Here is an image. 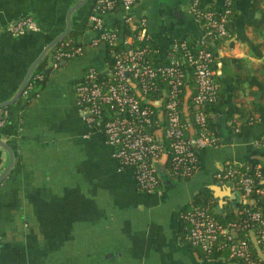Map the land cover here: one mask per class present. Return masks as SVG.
I'll return each mask as SVG.
<instances>
[{"label":"crops","instance_id":"crops-1","mask_svg":"<svg viewBox=\"0 0 264 264\" xmlns=\"http://www.w3.org/2000/svg\"><path fill=\"white\" fill-rule=\"evenodd\" d=\"M97 1L0 0V102L15 96L32 63L66 30L69 18V34L83 46L80 55L56 67L47 58L37 96L2 107L7 119L0 138L12 146L15 161L0 184V264H214L182 240L181 214L199 200L218 215L237 213L242 206L237 191L215 174L228 163L258 165L264 172L255 162L256 155H264V116L237 130L239 102L231 79L223 76L228 104L210 115L220 144L199 150L200 166L190 180L172 181L163 161L161 192L141 191L133 168L119 169L103 134L84 120L75 92L88 67L108 64L107 44H94L97 31L90 16ZM225 1L201 4L219 10ZM231 3L232 36L214 50L219 58L246 59L260 74L264 0ZM190 5L191 0H136L127 10L118 0L100 15L107 29L118 32L123 48L135 32L128 17L144 20L146 42L164 58L174 40L196 43L205 37ZM26 15L36 27L11 32L9 24ZM259 106L264 113V104ZM9 160L0 147V174Z\"/></svg>","mask_w":264,"mask_h":264},{"label":"built area","instance_id":"built-area-1","mask_svg":"<svg viewBox=\"0 0 264 264\" xmlns=\"http://www.w3.org/2000/svg\"><path fill=\"white\" fill-rule=\"evenodd\" d=\"M118 0H98L90 21L97 31L94 44L106 43L113 63L104 68L90 66L75 84L80 112L84 120L101 132L111 147L119 169L133 168L141 191L161 192L160 163L174 182L190 180L200 166L199 150L218 146L220 140L210 128L207 104L218 98L219 84L214 78L213 53L203 46L190 47L187 40L176 39L165 64L156 65L150 55L154 49L146 43L145 21L128 20L136 34L126 48L115 50L119 43L116 30L105 27L101 13L115 7ZM130 10L136 0H119ZM191 11L201 23L207 41L228 40L232 14L231 0L221 9L205 8L201 0H191ZM31 15L9 24V30L21 34L34 29ZM144 41L143 46L136 42ZM83 52L82 45L61 40L49 55L53 66ZM159 53V52H158ZM160 57V55H159ZM194 80L193 85L190 83ZM41 75L35 74L33 78ZM30 81L24 95L34 90ZM7 110L0 108V126L6 123ZM239 129V124L234 121ZM215 177L229 182L244 200L237 220L222 222L209 207L194 206L182 212L185 238L205 253L225 250L228 257L208 258L214 264H264V208L252 197L264 194V172L260 166L228 163ZM255 248L263 252L255 255ZM254 251V252H253ZM260 253V254H259Z\"/></svg>","mask_w":264,"mask_h":264},{"label":"trees","instance_id":"trees-1","mask_svg":"<svg viewBox=\"0 0 264 264\" xmlns=\"http://www.w3.org/2000/svg\"><path fill=\"white\" fill-rule=\"evenodd\" d=\"M233 14V10H232ZM231 14V16H232ZM231 18V17H230ZM230 29V27H229ZM137 31L134 32L136 34ZM66 39L71 40V43L73 45H77L78 42L74 35H70L66 37ZM146 42V41H145ZM144 41L138 42L137 46H143ZM188 42V41H187ZM224 40H215V41H207L206 43H201L200 40L196 43L194 42H188L190 47L193 49H197L200 47L206 48L208 51L213 53L214 62L212 64L213 69H215L214 78L219 84V90H218V98L215 102H211L207 104V113L209 115H212L213 113H221L225 110L227 104H228V98H227V86L224 83L223 76H226L231 79L232 82V93L233 98L239 102V108H238V116H236L237 124H239L241 127L247 124H252L254 122L260 121L262 117L264 116V113L261 111V108L259 105L264 104V66L262 67V71L260 74V70L258 68L250 67L247 63V60L241 57H234V56H224L219 58L218 54L214 50V46L220 47ZM153 49V55H150V58L154 61L156 65L165 64L168 60V55H166L164 58L159 57V49L154 45L152 41L147 42ZM145 43V44H146ZM58 46V45H57ZM123 45L118 44L114 49L120 50L123 49ZM110 47L107 45V62L108 64L113 63V57L111 56ZM171 49H169L170 52ZM46 65V61H44L38 68L36 74H41L43 67ZM221 68V75L217 73V69ZM96 67V66H95ZM32 82L34 83V90L31 92H38L39 87L42 85V78L37 77L33 78ZM190 83L193 85V91L194 89V80H192ZM30 92V93H31ZM242 93H247L246 95ZM28 95V94H27ZM26 95V96H27ZM260 95V96H259ZM211 117V116H210ZM211 128V124H210ZM163 185V182H162ZM264 186V185H263ZM252 197L256 198V200L259 202L258 206H262L264 208V194H258L253 193ZM194 206H204L209 207L212 210V207L209 203H207L206 200H199ZM193 206V207H194ZM216 217L221 220L222 222H229L237 220L239 217V214L237 213H229L226 216H221L216 214ZM181 237L182 240L186 243V246L190 248L191 250L197 252L202 258L208 259V258H219V257H228V253L225 250L216 249L213 252L205 253L200 247L192 245L190 242L187 241L185 238V221L182 219L181 222ZM254 252V251H253ZM255 255L257 252H254ZM257 256V255H256ZM258 257V256H257ZM259 258V257H258Z\"/></svg>","mask_w":264,"mask_h":264},{"label":"water","instance_id":"water-1","mask_svg":"<svg viewBox=\"0 0 264 264\" xmlns=\"http://www.w3.org/2000/svg\"><path fill=\"white\" fill-rule=\"evenodd\" d=\"M80 5V4H79ZM79 5H77L75 8H78ZM70 18L68 19V26L66 28V30L61 33L60 35H58L56 38H54L41 52V54L36 58V60L32 63V65L30 66V68L28 69L26 76L18 90V92L15 94V96H13L11 99L6 100L4 102H0V108L5 107V106H9L11 104H14L16 102H18L22 96H26L24 95V90L27 88V86L29 85L30 81L33 79L34 75L37 73V70L39 68V66L47 60V58H49L50 53L53 51V49L59 44V42L61 40H63L64 38L67 37V35H69L70 29H71V24L69 22ZM32 30V29H30ZM28 31V30H26ZM29 95H33V96H37V92H31L29 93L27 96ZM0 147L5 149L10 156V160L8 165L6 166V168L3 170V172L0 174V184L2 183V181L6 178V176L8 175V173L10 172L11 168L13 167L14 161H15V152L12 148V146L10 145V143L2 140L0 138ZM257 159L255 162L256 164H260L262 167H264V155H256L255 156ZM230 187H232L233 191H234V185L230 183ZM239 199L241 200V204H243V199L241 197V195L239 193L236 194Z\"/></svg>","mask_w":264,"mask_h":264},{"label":"flooded vegetation","instance_id":"flooded-vegetation-1","mask_svg":"<svg viewBox=\"0 0 264 264\" xmlns=\"http://www.w3.org/2000/svg\"><path fill=\"white\" fill-rule=\"evenodd\" d=\"M205 260H207V259H205Z\"/></svg>","mask_w":264,"mask_h":264}]
</instances>
